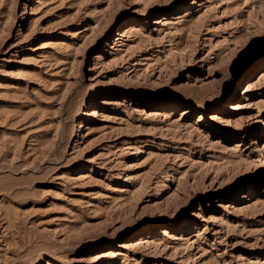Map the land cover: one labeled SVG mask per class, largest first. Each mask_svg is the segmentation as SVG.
<instances>
[{"label": "rangeland", "instance_id": "rangeland-1", "mask_svg": "<svg viewBox=\"0 0 264 264\" xmlns=\"http://www.w3.org/2000/svg\"><path fill=\"white\" fill-rule=\"evenodd\" d=\"M0 264H264V0H0Z\"/></svg>", "mask_w": 264, "mask_h": 264}, {"label": "bare ground", "instance_id": "bare-ground-1", "mask_svg": "<svg viewBox=\"0 0 264 264\" xmlns=\"http://www.w3.org/2000/svg\"><path fill=\"white\" fill-rule=\"evenodd\" d=\"M187 14V12H185V15ZM131 26V25H130ZM132 27H135V24H132L131 28ZM128 29V28H127ZM137 30V29H136ZM131 31V30H130ZM133 31V30H132ZM131 31V33H132ZM126 33V32H125ZM120 34V33H119ZM130 34V33H128ZM152 75V74H151ZM171 75V74H170ZM140 76V75H139ZM144 76V75H143ZM147 76V75H146ZM149 76V75H148ZM127 76H124L123 74L122 75H117V76H111L109 78H104L102 80H100L97 84H96V89H95V93H94V96L91 97L93 98V100H98L100 97H102L104 94H107L109 92H111V88H112V85H122V86H126V85H137V86H143L145 88H158L161 84L158 83L157 81L158 80H148L147 78H145L146 80H141L139 79L138 76L136 77H129L127 78ZM138 77V78H137ZM141 77V76H140ZM154 82V83H153ZM156 82V83H155ZM168 82L169 81V78H168ZM162 83V82H161ZM172 83V81H171ZM164 84V83H163ZM166 84V83H165ZM168 84V83H167ZM174 86L175 89L177 90H180V91H183L184 89V86H182L181 84H174L172 85ZM164 87V86H163ZM168 87V86H167ZM152 90V89H151ZM237 93V87H234L233 89V96H231L230 98L233 99L235 97V94ZM105 105V104H104ZM235 104H230L229 107H237L234 106ZM239 108V107H238ZM154 203H149V204H146L144 205L142 208H141V212H140V215L141 217H144V216H147L148 214H150L151 210L153 211L154 209ZM155 210V209H154Z\"/></svg>", "mask_w": 264, "mask_h": 264}]
</instances>
